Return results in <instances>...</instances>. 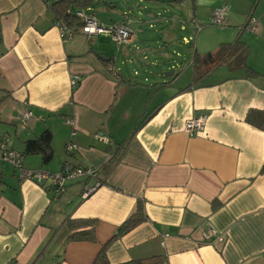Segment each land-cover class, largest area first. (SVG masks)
<instances>
[{"label":"crops","instance_id":"crops-1","mask_svg":"<svg viewBox=\"0 0 264 264\" xmlns=\"http://www.w3.org/2000/svg\"><path fill=\"white\" fill-rule=\"evenodd\" d=\"M55 1L0 0V137L23 152L25 141L49 130L51 160L26 154L23 168L57 173L67 165L96 175L68 179L55 194L49 180L20 179L18 169L0 162V264H94L137 202L146 219L107 244L111 264L151 256L161 264H264V130L246 120L264 111V0H122L127 9L98 0L119 14L107 26L130 18L124 10L132 2L148 14H190L181 28L200 30L182 39L191 67L182 85L177 73L137 79L136 70L122 68L137 56L149 70L158 65L148 37L115 45V57L81 29L68 26L71 37L63 38L49 8ZM219 6L228 7L224 25L207 26ZM250 14L255 30L244 28ZM236 40L247 46L256 75L240 67L236 53L197 75L193 52ZM159 48L167 50V41ZM26 110L31 116L22 125ZM199 115L207 116L205 132L186 133L185 120ZM68 141L77 148L65 153ZM77 218L96 219L93 238H69L66 222ZM208 228L216 235L206 238Z\"/></svg>","mask_w":264,"mask_h":264},{"label":"trees","instance_id":"trees-1","mask_svg":"<svg viewBox=\"0 0 264 264\" xmlns=\"http://www.w3.org/2000/svg\"><path fill=\"white\" fill-rule=\"evenodd\" d=\"M95 0H57L52 2L49 6L50 11L54 15V19L63 20L67 26L73 28V30L77 31L80 29L82 23L81 21L74 15V11L86 10V8L91 7ZM181 1V0H174ZM191 40H188V42ZM191 47V46H190ZM248 52L247 46L236 40L234 43H222L215 51L207 52L204 54H198L193 52L191 64L197 70V75H199L200 71L204 69H209L213 65L227 61L229 57L236 53V61L239 62L240 67L244 68L249 76L256 75L257 73L247 66L246 64V55ZM113 60V57L110 56L106 63H110ZM78 81L73 85L72 90L77 86ZM246 120L251 125L264 130V111H250L246 115ZM52 134L49 130L43 131L37 138L27 140L24 143L23 155L26 154H39L42 158L43 163H47L51 160L53 155V149L51 146ZM20 152V151H19ZM146 219V214L144 212L143 203L137 202V206L133 214L129 216L124 222H122L115 233L108 241L115 240L121 235L127 233L139 223ZM68 230H69V238H82L88 237L93 238V229L96 225V219L92 218H77V219H69L66 222ZM88 229L76 231V229H80L82 227H87ZM103 245L98 252L94 264H111L107 260L106 256V246ZM162 258L158 256H151L144 259H133L117 264H161Z\"/></svg>","mask_w":264,"mask_h":264},{"label":"built area","instance_id":"built-area-1","mask_svg":"<svg viewBox=\"0 0 264 264\" xmlns=\"http://www.w3.org/2000/svg\"><path fill=\"white\" fill-rule=\"evenodd\" d=\"M228 7L219 6L212 10L211 18L209 21L210 25L222 26L224 25L225 15ZM74 15L81 21L80 27L82 34L87 38L91 39L94 35L107 33L111 41L117 46L125 45L133 42L136 38V32L131 27V19L126 14H123L122 19L114 22L108 27L103 26L98 22L91 9L88 7L86 10H75ZM191 23H193L191 21ZM185 25V22H182ZM56 25L60 30L63 38L69 39L71 37L72 30L66 25L63 20H57ZM244 28L249 30H255V18L250 14L244 24ZM189 40V39H188ZM185 39L186 42H188ZM79 80L78 77L73 76L71 82L73 85ZM31 116V111L26 110L20 115V122L22 125L26 123V120ZM207 116L199 115L196 117H190L184 122V131L190 135L200 134L205 132ZM99 139H104L100 134L97 135ZM77 148L76 144L72 141H68L65 145V153H70ZM24 155L16 151L9 146L8 140L5 137H0V162L9 163L19 171L20 179H27L35 183H43L49 180L50 187L55 194H59L63 188L65 181L71 178L80 176H95L96 170L93 168H70L67 165L63 167L60 172L52 173L46 170H27L22 166V160ZM216 235V231L213 228H208L204 232L206 238H211Z\"/></svg>","mask_w":264,"mask_h":264},{"label":"rangeland","instance_id":"rangeland-1","mask_svg":"<svg viewBox=\"0 0 264 264\" xmlns=\"http://www.w3.org/2000/svg\"><path fill=\"white\" fill-rule=\"evenodd\" d=\"M108 2V0H106ZM137 1V0H136ZM138 2V1H137ZM100 3H103L101 1ZM114 3H117L119 5L120 9H127V1H122V0H116ZM140 3V2H139ZM138 3V4H139ZM145 3H141V7ZM130 5V9L124 10L126 12H129L128 14L130 15L131 19V27L135 30L136 32V38L135 40H144L142 37H148L147 40L150 42V53L153 54L155 53L156 56L158 57V65L151 67L150 70L145 66L146 62L142 59L139 58V56L135 57L134 63L132 62H127L122 68L127 67V69L130 70V73L132 74L133 70H136L137 75L135 78H140L142 79L143 76H146L147 78H155L156 73H159V79H169L170 77H165L163 75V71L161 70L164 65L166 67L170 64H173L174 69V74L177 73V79H178V84L182 85L186 81H190V63H189V45L185 46L183 44V37L188 38L189 40H194L196 34L199 32V29H191L190 27H186L188 23L186 22L187 16H190L188 12L181 11L180 13L172 14L170 11L165 12L159 10V14H148L145 12V9L138 10V6L132 2ZM92 12L94 16L100 20L103 21L104 26L108 27L107 23L110 22V19L118 17L119 14L113 15L110 14V11L99 7L98 0L94 1L92 5ZM117 13L118 10H116ZM141 18L142 20H147L146 23L142 24L141 21L135 22L134 20ZM182 22L186 23L185 29L181 28ZM193 24V23H192ZM208 24L207 26H209ZM214 26V25H213ZM190 28V29H189ZM138 29V31H137ZM171 30L172 37L169 39H166V31ZM138 35V36H137ZM86 38V37H85ZM87 39V38H86ZM89 40V39H87ZM90 40H103L106 42V46L108 49L111 51L110 54L115 57L118 54V48L115 46L114 43H112L110 37L105 34H99V35H94L91 37ZM163 41H167V46L169 47L167 50L163 49L161 52V49L159 46L162 44ZM171 51H174L171 53ZM179 53V57L175 55V53ZM170 60L169 64L167 61ZM119 62V61H118ZM149 70L150 73L144 72V70ZM145 70V71H146ZM169 71V70H168ZM128 77H126L127 79ZM134 78V80H135Z\"/></svg>","mask_w":264,"mask_h":264},{"label":"water","instance_id":"water-1","mask_svg":"<svg viewBox=\"0 0 264 264\" xmlns=\"http://www.w3.org/2000/svg\"><path fill=\"white\" fill-rule=\"evenodd\" d=\"M101 58L105 59V60L109 59V57H107V56H101ZM163 75L165 77H172V75H174V72L172 70H169V71L165 72Z\"/></svg>","mask_w":264,"mask_h":264},{"label":"bare ground","instance_id":"bare-ground-1","mask_svg":"<svg viewBox=\"0 0 264 264\" xmlns=\"http://www.w3.org/2000/svg\"><path fill=\"white\" fill-rule=\"evenodd\" d=\"M93 10V9H92Z\"/></svg>","mask_w":264,"mask_h":264}]
</instances>
